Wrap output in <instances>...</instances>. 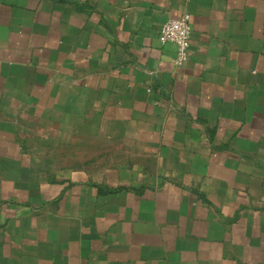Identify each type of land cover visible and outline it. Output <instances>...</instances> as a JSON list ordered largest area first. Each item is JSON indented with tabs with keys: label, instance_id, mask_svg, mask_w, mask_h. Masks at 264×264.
Wrapping results in <instances>:
<instances>
[{
	"label": "crops",
	"instance_id": "1",
	"mask_svg": "<svg viewBox=\"0 0 264 264\" xmlns=\"http://www.w3.org/2000/svg\"><path fill=\"white\" fill-rule=\"evenodd\" d=\"M0 264H264V0H0Z\"/></svg>",
	"mask_w": 264,
	"mask_h": 264
},
{
	"label": "built area",
	"instance_id": "2",
	"mask_svg": "<svg viewBox=\"0 0 264 264\" xmlns=\"http://www.w3.org/2000/svg\"><path fill=\"white\" fill-rule=\"evenodd\" d=\"M192 36L191 15L186 13L176 19H170L162 24L159 40L162 44L174 43L177 46L175 63L184 64L189 57L190 40Z\"/></svg>",
	"mask_w": 264,
	"mask_h": 264
}]
</instances>
